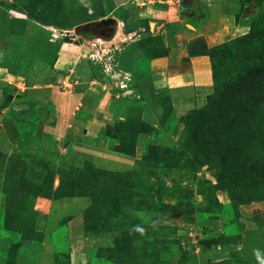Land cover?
I'll return each mask as SVG.
<instances>
[{"label": "rangeland", "instance_id": "374dc122", "mask_svg": "<svg viewBox=\"0 0 264 264\" xmlns=\"http://www.w3.org/2000/svg\"><path fill=\"white\" fill-rule=\"evenodd\" d=\"M149 1L0 0V111L17 135L0 147V264L264 261V0H239L218 43L188 39L198 25L188 0H156L166 8L158 29ZM178 43L182 60L208 64L187 84L152 64ZM54 90L89 101V121L106 114L100 139L132 167L61 166L37 134L54 121ZM67 188L83 195L62 198L87 204L38 229V199Z\"/></svg>", "mask_w": 264, "mask_h": 264}, {"label": "crops", "instance_id": "0c3cea01", "mask_svg": "<svg viewBox=\"0 0 264 264\" xmlns=\"http://www.w3.org/2000/svg\"><path fill=\"white\" fill-rule=\"evenodd\" d=\"M129 4L130 0H125V2H119L118 7L124 6L125 8H130ZM238 4L239 0L185 1V5H188V12H191L192 17L198 24L197 31L186 30L185 34L188 39H191L195 34L203 33L208 40L212 39L211 42H220L225 35L226 28H231L230 19L234 16ZM147 8L145 11L148 12L149 15L157 17L158 21L155 22V25L156 29H158L161 25L160 23H165L160 22V18L166 15V8L162 4L156 3V0H150L147 4ZM132 12L137 11H132V9H130L128 12L130 17H128L127 20H123L125 23V31L120 35L123 34L124 37L132 33L129 27L126 30L127 24L132 20ZM138 12L140 14V11ZM140 16L141 18H145L148 15ZM186 16L184 15V18ZM184 18L181 17L179 12L178 14L174 13V20L180 21ZM221 25H223V27ZM166 45H168V42ZM186 51V46L179 45L178 43L177 47H172L169 55L152 60V64L159 65L158 69L162 71L164 69H176L175 74L169 77L167 76L166 80L173 79V81L187 84L193 79H199L201 77L200 71H207L208 64L204 56H195L189 60H182L180 57ZM104 79L106 80L105 82H100L103 90L100 104L108 101L110 98L109 95L111 94L109 90L106 91L103 89V87H107L109 86L108 84H110L107 82V77ZM100 83H97L99 85L98 88L101 87ZM114 91L118 92V90ZM79 96L80 95H77V93L67 95L65 92L54 90L52 96L54 104V121L50 123L42 122L38 127L37 134L40 136L43 134L50 136L52 141L51 147L54 149L56 155L59 156L60 164L64 168L80 166L84 161H91L97 167L112 170L131 168L135 160L134 157L110 149L103 139H100L103 135V119L106 114L102 116L98 113V115H96L97 113L93 110L92 120L89 121L83 118L82 113H85V110L83 111L82 109L85 106L88 107L89 101L82 99L84 97L79 98ZM2 112L3 111H0V147L8 150L12 148L11 146L15 142L14 138L16 139L17 135L16 129L12 128L11 119H4ZM5 178V172L0 170V185L5 182ZM38 201L39 202L35 206V209L38 210V222L36 224L38 229H42V222H48L51 216L60 209H69L71 206V208L81 209L85 203L87 204L88 202L86 197L60 199L40 197ZM73 222H77V220H73Z\"/></svg>", "mask_w": 264, "mask_h": 264}, {"label": "trees", "instance_id": "16d2710c", "mask_svg": "<svg viewBox=\"0 0 264 264\" xmlns=\"http://www.w3.org/2000/svg\"><path fill=\"white\" fill-rule=\"evenodd\" d=\"M86 162H89V161H86ZM75 195H83V194L79 193V190L77 192L74 189L67 188V189H65V192H64V194L62 196H59V197H56V198H62V197H66V196H75Z\"/></svg>", "mask_w": 264, "mask_h": 264}, {"label": "water", "instance_id": "95a60500", "mask_svg": "<svg viewBox=\"0 0 264 264\" xmlns=\"http://www.w3.org/2000/svg\"><path fill=\"white\" fill-rule=\"evenodd\" d=\"M180 8H181V6H180ZM246 13H247V10L245 9L244 14H246Z\"/></svg>", "mask_w": 264, "mask_h": 264}, {"label": "clouds", "instance_id": "9594fccd", "mask_svg": "<svg viewBox=\"0 0 264 264\" xmlns=\"http://www.w3.org/2000/svg\"><path fill=\"white\" fill-rule=\"evenodd\" d=\"M262 264H264V261H262Z\"/></svg>", "mask_w": 264, "mask_h": 264}]
</instances>
